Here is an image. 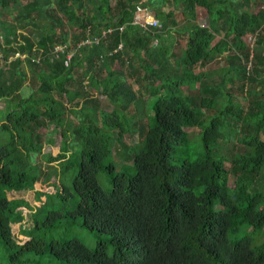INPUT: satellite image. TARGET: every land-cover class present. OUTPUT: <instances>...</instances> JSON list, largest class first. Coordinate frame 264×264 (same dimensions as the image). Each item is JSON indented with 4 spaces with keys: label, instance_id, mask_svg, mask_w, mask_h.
Here are the masks:
<instances>
[{
    "label": "trees",
    "instance_id": "trees-1",
    "mask_svg": "<svg viewBox=\"0 0 264 264\" xmlns=\"http://www.w3.org/2000/svg\"><path fill=\"white\" fill-rule=\"evenodd\" d=\"M111 1L0 0V16L16 13L26 24L29 19L37 24L36 15L50 20L43 29L32 25L38 28L35 35L19 36L0 19L1 244L12 251L13 263L37 261L48 249L65 264H264L259 234L264 227V103L252 100L243 108L234 101L242 94L234 96L226 85L237 81L243 92L245 81L258 85L254 74L264 77V7L255 12L251 0H116L114 8ZM138 4L160 26L145 31L133 24ZM64 20L76 24L78 34L65 30ZM174 32L185 38L180 58L171 52ZM246 36L254 38L252 44ZM57 45L67 51L52 56ZM25 52L24 60L6 61ZM124 55L129 64L138 59V89L113 69L114 61L125 64ZM216 59L226 64L208 68ZM101 69L107 73L104 94L113 100L109 112L84 92L85 82L99 86ZM212 73H220L222 100L199 94L211 84ZM27 79L31 83L25 85ZM197 87L195 97L185 91ZM138 90L148 121L141 141L126 145L123 138L133 124L126 111L136 100L140 106ZM258 91L246 89L245 95L256 97ZM203 108L215 112L206 116ZM50 124L61 136L57 154L43 152L55 141L37 133ZM186 127L200 130L202 152L195 161L172 164L173 156L187 153ZM233 138L238 148L229 157L220 142ZM116 140L127 152L113 154ZM71 169L74 175L68 174ZM100 174L109 188L99 184ZM23 190L33 192L34 203L18 195ZM52 193L77 200L71 210L50 211L49 225L79 217L88 231L106 238L111 255L101 242L94 249L76 239L46 246L35 237L38 215ZM25 211L32 222L21 228L26 239L21 243L11 214L19 222Z\"/></svg>",
    "mask_w": 264,
    "mask_h": 264
},
{
    "label": "rangeland",
    "instance_id": "rangeland-1",
    "mask_svg": "<svg viewBox=\"0 0 264 264\" xmlns=\"http://www.w3.org/2000/svg\"><path fill=\"white\" fill-rule=\"evenodd\" d=\"M251 7L254 8V11L257 12L259 9H262L264 7V0H251ZM116 0H112L111 1V6L116 8ZM57 10V9H56ZM58 14L61 16V12L58 11ZM37 17L35 18V21H37V24H35L31 19L30 20V24L29 23H25V22H20L17 19V15L16 13L14 14V16L10 17L8 15L3 14V16H0V19L8 22L10 24V29L13 28H17V33L19 36H21V34H28L29 36H32V34L34 33L35 35V31H37V29H34L32 25H38L39 24V29H43L42 24H47L50 22L49 17L46 18H38V15H36ZM200 21L203 20V18H199ZM65 21V20H64ZM42 26V28H41ZM56 31H59L58 26H55ZM64 29L68 30V32H71L72 34H78L79 30H78V26H76V24L72 25L71 23H68L67 21H65V25H64ZM174 36L176 35V41L173 43V47H172V55L175 58H180L181 56V51H182V47L185 44V38L183 36H181L180 33L178 32H174L173 33ZM2 36V32H0V37ZM252 36H246L244 37V41H246L247 43H250L254 38H251ZM216 40H218V38H216ZM163 43L161 41H159V44H161L162 46L166 44V42H164L165 40H162ZM156 44H158V42H154ZM252 44V43H250ZM74 48V47H73ZM26 54L28 55V52H25V55L20 56L21 60H24L26 57ZM125 56V64H123L122 61L117 60L113 62V69L114 70H118V71H123L125 73L126 78L128 79V81L131 84H134V89H138L139 88V83H137V79H138V75H137V71L138 73L140 72L139 68V63H138V59L135 57V59L133 60V64H129L130 63V58H128V55H124ZM1 57V55H0ZM16 55H9L8 60L6 61H13L15 60ZM1 59V58H0ZM42 57H38L37 61H41ZM37 63V62H36ZM226 64V62L222 59H216L212 62H210V65H208V68L214 69V68H218L220 65ZM100 65V63H99ZM249 74H251L252 71V62H250L249 64ZM257 77V82L258 85L255 82H244L245 83V88L242 91H240V89L238 88V82L234 81L232 84L231 82H227V86L231 87V92H234V96H237L239 93H241L242 95H245V91L246 89L249 90L251 88H257L259 91L257 92V96H251V95H245L244 97L238 96L237 98L234 99V101H239L243 108H245L246 106L248 107L249 102L252 100H257L260 103H264V82H259V81H264V77L263 76H257L256 74H254ZM107 77V73L105 72V70L101 69V70H97V74H96V80H99V86L97 88H91V86H89L86 82L84 83V85H87L86 90H83V87H80L78 89V91L83 90L84 92H86V96H91L92 100H94L96 102V106L98 109L100 110H105L107 112H109V110L113 107L112 104V99L110 98V96H106L104 94V90H103V85H102V80L105 79ZM220 80V73H212V75L210 77L207 78V82H210L211 84L208 85L207 89L203 90L202 92H200L199 94L205 96V97H214L218 100H222L224 99L223 96L221 95H217V93L219 92L218 89V82ZM31 82L29 81V79H27L25 85L30 84ZM199 88L197 87V90H186L185 91L191 95L192 97H195L198 93ZM215 90V91H213ZM138 92L140 94L137 93V97L138 99L141 98L140 101V106L138 105V100L134 101L131 103L129 109L126 111V116L127 118H130L132 121V126L130 127V129H128V133L125 134L124 138H123V142L126 145H134L137 144L138 142L141 141V129L142 126H146L147 124V111H146V106H144V103H146V100L143 99V95L142 93L138 90ZM217 95V96H216ZM89 99V98H88ZM198 99V98H197ZM87 99H84V103L86 102ZM75 102H80V99H76ZM3 102L0 101V108L2 107ZM90 105V104H88ZM220 108V104L218 103L215 107V110ZM198 109V108H197ZM215 110H212L210 108H203L204 114L206 116H210L213 114V112H215ZM205 115H203V118L205 120V122H207V119L205 117ZM243 125L241 126L240 124V129H242ZM185 131L189 134L190 138H189V145L187 147V153H182V154H176L175 156H173L171 163L172 164H177V162H179V160L183 159V158H187L191 161H195L197 159H199L200 154L202 152V145H201V136L200 134V130L198 129V127H186ZM117 133L119 132V130L116 131ZM37 133L42 137H46V138H51L55 141V145L54 146H45L43 148V152L45 153H49V152H53V153H58L59 152V147L61 144V136H60V132H54L53 131V124L47 125V126H43L41 127V129L37 130ZM199 136V137H198ZM198 137V140H195L194 138ZM263 137V136H262ZM220 146L222 147V151L224 154H226L227 156L231 157V154L233 152L237 151L238 148V142L235 138H233L232 140H230L229 142L225 143L224 141L220 142ZM114 147V151L120 150L121 152L126 151L125 149H123L120 145V142L118 140H116ZM136 151H139L138 148L135 149ZM127 152V151H126ZM72 161H74L73 159H71ZM73 173L74 175V171L73 169H71L68 174L71 175ZM59 174H61L59 172ZM60 176V175H59ZM61 179V178H60ZM232 181L234 180V177H231ZM53 180L55 182H58L56 178H53ZM98 181L99 184L103 187V189H107L109 188V185H107L104 181V176L102 174L99 175L98 177ZM65 183V181H64ZM51 190V188L49 189ZM18 195L20 197H23L25 199H27L28 201H30L31 203H34V199H33V192L30 191H22V193H18ZM67 197V201H64V198ZM46 199V197H45ZM77 200V196H71L70 195H64V194H48L47 196V204L45 206H43V208L40 210V213L38 215V230L37 232L34 234L35 237H37L39 240H41L46 246H48V244L52 241V240H57L60 242H64L66 240H70V239H76L79 240L80 242H82L85 246H87L89 249H94L96 247V244L98 242H101L105 245V252L109 255L112 254L113 252V247L110 244H106V238L102 235H98L96 232H90L87 230L86 227L81 225V219L79 217H77L76 219H72V218H67L64 217L61 219V222L56 226H50V217L48 216V213L52 210H71L74 207V204ZM26 215V219L24 220V222L21 223V227H23V225L27 226L28 223L31 224V218L30 215L28 213H24ZM11 218L13 219V222H17L18 218H17V214L13 213L11 214ZM14 228V232L17 233L18 232V226L16 224H14L13 226ZM259 234H262V239L264 237V227L263 230L259 231ZM255 238L259 239V235H256ZM19 240H21V243L23 241H25L26 239H24V237H20ZM12 257V251L6 250L5 247L1 244L0 242V264H65V263H60L57 262L55 259H53L49 252L48 249L45 251V253L41 256L40 259H38L37 261H33V260H29V262H23V263H13L11 260Z\"/></svg>",
    "mask_w": 264,
    "mask_h": 264
},
{
    "label": "built area",
    "instance_id": "built-area-1",
    "mask_svg": "<svg viewBox=\"0 0 264 264\" xmlns=\"http://www.w3.org/2000/svg\"><path fill=\"white\" fill-rule=\"evenodd\" d=\"M133 24H137L140 26L142 30H152L153 28H156V26H160V23L158 22L157 19L154 18L153 14L151 11L140 4L136 5L135 10H134V15H133ZM124 30V26H121L120 31ZM112 31L110 30L109 32H103L102 36H104L106 33H111ZM92 42L98 43V38H93ZM67 51L66 45H57L54 48V52L52 56H54L57 53L65 54ZM16 57H20V54L15 53Z\"/></svg>",
    "mask_w": 264,
    "mask_h": 264
},
{
    "label": "crops",
    "instance_id": "crops-1",
    "mask_svg": "<svg viewBox=\"0 0 264 264\" xmlns=\"http://www.w3.org/2000/svg\"><path fill=\"white\" fill-rule=\"evenodd\" d=\"M24 191V190H23ZM19 193H22V191H20ZM21 196V195H20ZM21 223H22V221H19V222H12V231H13V234H14V236L16 237V238H20L22 235H20V232H21ZM14 224H16L17 226H18V232L17 233H15L14 232V228H13V226H14ZM22 237H24V236H22Z\"/></svg>",
    "mask_w": 264,
    "mask_h": 264
},
{
    "label": "clouds",
    "instance_id": "clouds-1",
    "mask_svg": "<svg viewBox=\"0 0 264 264\" xmlns=\"http://www.w3.org/2000/svg\"><path fill=\"white\" fill-rule=\"evenodd\" d=\"M146 7V6H145ZM155 19H157L156 17H154ZM158 20V19H157ZM158 22L160 23V21L158 20ZM151 31V30H150ZM26 219V218H25ZM22 222H24V220L22 221Z\"/></svg>",
    "mask_w": 264,
    "mask_h": 264
}]
</instances>
